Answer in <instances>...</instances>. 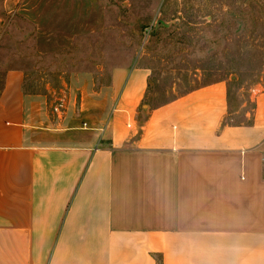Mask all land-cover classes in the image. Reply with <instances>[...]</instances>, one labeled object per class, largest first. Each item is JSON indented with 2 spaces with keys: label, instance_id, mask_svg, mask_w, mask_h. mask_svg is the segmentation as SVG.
<instances>
[{
  "label": "crops",
  "instance_id": "1",
  "mask_svg": "<svg viewBox=\"0 0 264 264\" xmlns=\"http://www.w3.org/2000/svg\"><path fill=\"white\" fill-rule=\"evenodd\" d=\"M148 77L113 68L109 110L47 132L4 72L0 264H264V91L229 123L224 81L150 106Z\"/></svg>",
  "mask_w": 264,
  "mask_h": 264
},
{
  "label": "rangeland",
  "instance_id": "2",
  "mask_svg": "<svg viewBox=\"0 0 264 264\" xmlns=\"http://www.w3.org/2000/svg\"><path fill=\"white\" fill-rule=\"evenodd\" d=\"M133 65L149 70L145 104L222 80L225 121L246 123L264 91V0H0V82L24 71L39 130L68 111L87 130L94 104H115L112 69Z\"/></svg>",
  "mask_w": 264,
  "mask_h": 264
},
{
  "label": "built area",
  "instance_id": "3",
  "mask_svg": "<svg viewBox=\"0 0 264 264\" xmlns=\"http://www.w3.org/2000/svg\"><path fill=\"white\" fill-rule=\"evenodd\" d=\"M61 105H62V103H61ZM60 107H61V106H60ZM55 109L57 110V109H58V107H56Z\"/></svg>",
  "mask_w": 264,
  "mask_h": 264
}]
</instances>
